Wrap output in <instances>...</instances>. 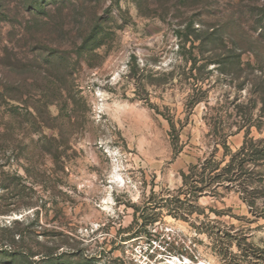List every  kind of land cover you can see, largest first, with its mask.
<instances>
[{
  "label": "rangeland",
  "instance_id": "obj_1",
  "mask_svg": "<svg viewBox=\"0 0 264 264\" xmlns=\"http://www.w3.org/2000/svg\"><path fill=\"white\" fill-rule=\"evenodd\" d=\"M39 1L0 0V225L42 226L39 264H264V157L180 194L264 156V0Z\"/></svg>",
  "mask_w": 264,
  "mask_h": 264
},
{
  "label": "trees",
  "instance_id": "obj_2",
  "mask_svg": "<svg viewBox=\"0 0 264 264\" xmlns=\"http://www.w3.org/2000/svg\"><path fill=\"white\" fill-rule=\"evenodd\" d=\"M35 2L36 4L40 3L39 5H44V2H40L39 0H35ZM2 63H0V65ZM48 65L53 67L55 65V62H48ZM2 84L3 82L0 81V86L4 87V85ZM7 84L8 80L6 81V85ZM3 100H5L6 105L8 103L11 104L14 102L20 103L21 101L20 98L14 94L9 96L6 93L2 94L0 92V102ZM34 110L36 112V109ZM37 112L39 114V109ZM28 115L32 117L33 114L28 112ZM45 141H47V143H52V139L46 136H44V142ZM224 147L227 148L226 146ZM262 152V150H255L254 146H252L250 150V148H247V143H245L238 152L231 155L230 163L226 166V168L223 169L224 174H219L218 176H212V174L219 170L220 164L214 162L213 158L205 160L200 165L193 167L192 174H183L184 188L187 187L188 190H184V193L180 194L185 195L186 192V195L189 196L188 199L186 198V201L191 202L193 201L191 200L192 197H196L205 188L214 187L216 184H222V182L224 181L233 182L238 178L240 179L239 176H236L235 171L242 172L244 170L243 164L245 162H257L261 160V158L264 157L262 155ZM45 154L52 156L51 148L46 149ZM198 167L200 168L198 169V171H196ZM220 186L221 185H219L218 187ZM16 189H18V187H16ZM24 190L25 187L23 189L21 188L19 197L21 196V193L24 192ZM22 197L23 198H21V204H32V201L30 199L29 203L28 201H24L26 195ZM178 202H180V200ZM1 208L2 209H0V213L8 212L6 211V208L8 207L4 206ZM189 208H192V205L189 204ZM182 210V207L177 206L176 209H174V211H176L174 214L181 216L180 218L187 221L188 217L192 214V210ZM39 228H42V226H36L34 221L30 223L27 219L15 220L12 223L10 222L8 224L0 225V264H19L20 260L22 259H27L31 262V264H39L40 262L46 261L47 259H53L55 257V254L52 252V250L48 247L38 245L36 243V240L34 239L39 231ZM246 247L250 248V245H247ZM246 247H242L241 245L238 246V249L241 251V256L243 258L254 257L256 260H260L263 258V255L261 254L262 251L260 249H257L255 253H253V255H250L251 253L247 252L248 250L245 249ZM237 258H239V256ZM37 259L39 261H36ZM262 260L264 261V259Z\"/></svg>",
  "mask_w": 264,
  "mask_h": 264
}]
</instances>
